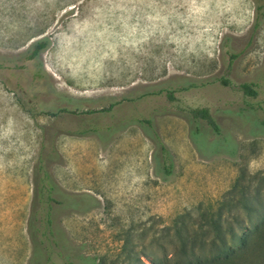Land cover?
I'll list each match as a JSON object with an SVG mask.
<instances>
[{"label": "rangeland", "instance_id": "obj_1", "mask_svg": "<svg viewBox=\"0 0 264 264\" xmlns=\"http://www.w3.org/2000/svg\"><path fill=\"white\" fill-rule=\"evenodd\" d=\"M253 17L254 0H0V61L21 63L33 43H46L25 69H0V264H29L27 224L46 135V150L57 152L49 172L76 202L61 225L99 264L166 263L183 247L210 256L233 233L253 234L218 264H264V135L250 137L228 111L246 106L238 84L264 68V23L234 74L221 56L223 38L240 44ZM223 74L233 84L216 80ZM179 76L212 82L174 99L162 92L122 100ZM254 81L261 88L251 101L262 115L264 76ZM61 107L67 119L55 116ZM194 107L230 130L234 157L197 150L185 117ZM144 118L169 149L167 178L155 172L161 149L139 126ZM35 200L40 218L45 203L40 194Z\"/></svg>", "mask_w": 264, "mask_h": 264}, {"label": "trees", "instance_id": "obj_2", "mask_svg": "<svg viewBox=\"0 0 264 264\" xmlns=\"http://www.w3.org/2000/svg\"><path fill=\"white\" fill-rule=\"evenodd\" d=\"M264 23V0H254V17L250 30L246 37L241 40V43L235 40L233 36L226 35L221 42V56L223 59L224 70L234 71L236 59L242 51L252 42V39L257 30ZM46 46L45 40H38L33 43L28 51L29 57H38L40 51ZM234 74V72L232 73ZM42 76L41 67L37 66L34 77ZM264 76V68H261L252 79H245L238 84V88L242 91L246 106L229 109L230 116L235 121V125L239 129L245 128L246 134L250 137L264 135V113L261 115L258 111H263L260 103L257 104L251 101L260 93L258 88L261 84L254 81L257 78ZM223 85L233 84L232 78L223 74L216 78ZM211 77L197 79L190 77H176L167 81L158 83L157 85L147 87L134 97L126 96L122 100L138 99L145 95L157 94L165 92L170 98H175V93L188 90L190 88H202L208 83H211ZM185 117L190 123V137L196 146L197 150L205 154H227L231 157L236 155L238 143L231 135L230 130L221 125L220 119L215 114H212L206 107H194L187 110ZM145 119V118H144ZM147 135L153 139L156 145L161 149V156H155L157 174L167 178L172 174V159L169 149L161 140L153 123L143 125ZM45 130V129H44ZM46 132V130H45ZM214 135V140H209V135ZM49 136L44 137V143L38 156L36 163V172L34 176L35 194L31 203V211L28 218L27 232L31 244V255L29 264H99L96 255L84 253L80 245L74 243L60 222V214L63 210L75 206L76 202L71 194L63 190L52 178L48 162L56 156L57 152L52 147L51 150H46V141ZM39 171H42L43 176H39ZM40 194L41 200L45 203L44 212L39 218L36 210V195ZM45 195V196H44ZM44 196V199H43ZM259 225V224H258ZM256 229V227H255ZM253 233H237L232 234V244H227L221 237L220 243L222 247L210 256H204L196 253L195 249L190 248V252H184V247L180 251L183 254L177 256H165L166 263L155 264H218L221 261L229 260L235 254L236 249L243 250L247 247L252 239ZM219 235L217 236V238ZM192 237L186 235L183 239L184 244ZM237 246V248L234 247ZM140 260V258H138ZM152 262V261H151Z\"/></svg>", "mask_w": 264, "mask_h": 264}, {"label": "flooded vegetation", "instance_id": "obj_3", "mask_svg": "<svg viewBox=\"0 0 264 264\" xmlns=\"http://www.w3.org/2000/svg\"><path fill=\"white\" fill-rule=\"evenodd\" d=\"M38 57H29L28 56V53L24 54L23 56V61L21 63H16L14 61H11L9 58H5V62L4 61H0V69H11V68H16V69H19V70H23L26 68L27 64L29 62H32V61H35L37 60ZM59 112L55 111L54 114L55 116L58 118H63V119H67V115L70 114L71 112L66 108V107H61L59 108ZM152 120L151 118H145L143 122H139V126L143 129V131H146L144 130V128L142 127L143 126V123L144 124H149L151 123ZM125 125V124H124ZM123 126V125H119L117 127H109V129H107V131L111 130V131H115V130H118V129H121L120 127ZM77 133L79 134H83L85 132H88V131H85V130H78L76 131ZM91 134H94L96 136H98L97 132L96 131H93ZM152 140V138H150ZM153 141V140H152Z\"/></svg>", "mask_w": 264, "mask_h": 264}]
</instances>
